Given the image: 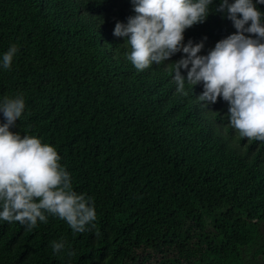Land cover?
I'll return each mask as SVG.
<instances>
[{
    "label": "trees",
    "instance_id": "16d2710c",
    "mask_svg": "<svg viewBox=\"0 0 264 264\" xmlns=\"http://www.w3.org/2000/svg\"><path fill=\"white\" fill-rule=\"evenodd\" d=\"M219 3L184 33L201 55L236 31ZM131 15L130 0H0V61L18 47L0 99L26 104L10 130L53 145L97 216L83 233L0 221V264H264V142L236 137L222 99L198 103L202 85L176 92L182 52L138 72L113 35Z\"/></svg>",
    "mask_w": 264,
    "mask_h": 264
},
{
    "label": "clouds",
    "instance_id": "9594fccd",
    "mask_svg": "<svg viewBox=\"0 0 264 264\" xmlns=\"http://www.w3.org/2000/svg\"><path fill=\"white\" fill-rule=\"evenodd\" d=\"M130 2L134 15L127 23L117 22L113 35L125 38L124 45L130 48L126 59L134 68L142 72L182 52V58L171 63L176 92L188 95L186 81L192 89L202 85L198 103L207 108L222 99L228 105L227 127L236 137L248 143L264 142V13L256 7L264 0H220L215 11L224 13L236 31L206 55L200 54L203 41L185 44L184 33L206 21L213 0ZM17 52L12 44L3 54L0 66L4 70L11 69ZM181 69L187 71L186 78ZM25 107L23 93L0 99V221L19 222L26 231L35 229L38 222L48 223L49 216L65 221L73 233L95 227L94 199L73 189L71 174L60 164L56 148L34 135L10 130ZM50 246L57 254L65 249V241L54 240Z\"/></svg>",
    "mask_w": 264,
    "mask_h": 264
},
{
    "label": "rangeland",
    "instance_id": "374dc122",
    "mask_svg": "<svg viewBox=\"0 0 264 264\" xmlns=\"http://www.w3.org/2000/svg\"><path fill=\"white\" fill-rule=\"evenodd\" d=\"M262 263H264V259H261L260 260ZM148 264H157V262H156V260H152L150 263H148Z\"/></svg>",
    "mask_w": 264,
    "mask_h": 264
}]
</instances>
